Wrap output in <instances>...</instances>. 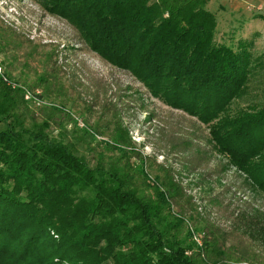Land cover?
Masks as SVG:
<instances>
[{
    "label": "trees",
    "instance_id": "16d2710c",
    "mask_svg": "<svg viewBox=\"0 0 264 264\" xmlns=\"http://www.w3.org/2000/svg\"><path fill=\"white\" fill-rule=\"evenodd\" d=\"M40 2L89 50L198 119L213 150L264 194V55L254 38L218 36L207 0ZM47 46L0 19V51L38 53L42 65L24 60L34 76L16 77L4 64L0 77V264H228L248 254L233 241L264 248L261 211H236L241 233L224 230L175 171L136 149L119 118L108 138L96 123L78 125L67 105L73 87Z\"/></svg>",
    "mask_w": 264,
    "mask_h": 264
},
{
    "label": "rangeland",
    "instance_id": "374dc122",
    "mask_svg": "<svg viewBox=\"0 0 264 264\" xmlns=\"http://www.w3.org/2000/svg\"><path fill=\"white\" fill-rule=\"evenodd\" d=\"M206 6L216 15L218 36L234 31L236 38L252 37L255 53L264 55V16L256 17L264 14V0H207ZM0 19L34 43H46V49L53 51L52 60L60 66L57 74L66 86L73 87L67 88V105L78 118V125L85 120L96 123L103 131L101 138H108L114 117L119 118L136 149L175 171L187 193L194 197L198 211L224 230L241 233V228H232L235 223L231 215L236 211L259 210L264 214V194L213 150L205 125L154 98L128 71L89 50L66 21L44 10L40 0H0ZM23 51H0L1 63L4 67L13 62V76L33 77L31 69L41 70L39 54L23 58ZM24 60L30 70L21 65ZM237 104L243 102L233 106ZM154 169L147 167L151 175ZM233 243L241 253L245 250L248 254L228 264H264L260 244Z\"/></svg>",
    "mask_w": 264,
    "mask_h": 264
},
{
    "label": "built area",
    "instance_id": "2783aa9c",
    "mask_svg": "<svg viewBox=\"0 0 264 264\" xmlns=\"http://www.w3.org/2000/svg\"><path fill=\"white\" fill-rule=\"evenodd\" d=\"M0 77L4 80L6 79L5 70H4V67L1 63V59H0ZM12 86H15V85H12ZM23 90H24V98L25 99L32 101L36 105H39L40 102H42L41 99L35 95L38 92L37 90L35 92L30 91L26 88H23Z\"/></svg>",
    "mask_w": 264,
    "mask_h": 264
},
{
    "label": "crops",
    "instance_id": "0c3cea01",
    "mask_svg": "<svg viewBox=\"0 0 264 264\" xmlns=\"http://www.w3.org/2000/svg\"><path fill=\"white\" fill-rule=\"evenodd\" d=\"M233 9V8H232ZM237 13V12H236Z\"/></svg>",
    "mask_w": 264,
    "mask_h": 264
}]
</instances>
